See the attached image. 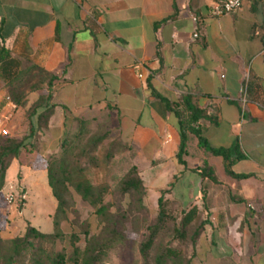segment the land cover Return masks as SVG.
<instances>
[{
	"label": "crops",
	"instance_id": "obj_1",
	"mask_svg": "<svg viewBox=\"0 0 264 264\" xmlns=\"http://www.w3.org/2000/svg\"><path fill=\"white\" fill-rule=\"evenodd\" d=\"M214 1L0 0V44L19 70L33 65L56 78L49 91L26 97L30 105L49 93L55 106L40 134L43 152L55 151L80 121L102 122L133 155L144 184L157 195L169 189L167 199L210 218L198 238L204 262L264 264V1L244 0L212 17ZM186 96L204 116L186 128L183 166L180 118L159 97L186 119ZM24 111L0 77V127L19 136ZM192 128L214 148L238 145L233 175L222 157L199 146ZM35 159L9 165L23 178L6 180L3 201L12 184L27 192L20 212L4 201L11 234L27 224L54 229L56 200ZM35 194L41 203L31 201Z\"/></svg>",
	"mask_w": 264,
	"mask_h": 264
},
{
	"label": "trees",
	"instance_id": "obj_2",
	"mask_svg": "<svg viewBox=\"0 0 264 264\" xmlns=\"http://www.w3.org/2000/svg\"><path fill=\"white\" fill-rule=\"evenodd\" d=\"M19 68L20 63L18 60L12 58L9 51L0 44V77L6 82L8 98L14 105L25 106L26 109L24 119L26 133L20 137H0V192H2L5 186L6 171L11 161L17 159L21 164H24L23 158H27V156L38 152L36 138L38 143L41 132L48 128V121L55 107L49 103L51 98L49 93L39 95L37 100L30 105L26 104V97L29 93L40 89L49 91L56 78L33 65L21 70ZM39 77L43 80H37ZM27 78L33 79V81L27 85L28 90L24 91V88H26L24 84ZM159 98L164 102L168 110L174 111L180 118L181 142L176 153V158L180 165L186 166L184 160V155H186V128L188 124H195L204 116V113L192 103L190 97L186 96L182 100V104L188 112V118L185 119L182 113H179L176 109L177 104L175 102H170L163 97ZM86 123V121H80L79 125ZM190 131L198 138L200 147L214 156L223 158L226 162L227 171L234 160L242 157L238 152L237 144L228 149L214 148L206 142L197 128H192ZM37 134H39L38 137ZM107 135L106 133L97 137L96 144L105 139ZM123 146L126 150L127 147L124 144ZM64 162L63 159L54 160L53 158H48L46 165L43 166L46 171L48 185L53 197L57 201L55 213H64L63 206L65 200L63 199L62 192L66 188V182H70L75 191L81 194L84 200L97 206L101 202L102 196L99 188L93 186L87 179L72 181ZM203 171H205V168ZM228 173L233 175L229 171ZM236 177L243 178L246 176L236 175ZM166 191H161L157 199L158 212L156 220L146 228V235L140 243V254L144 264H191V258L184 259L177 249L169 246H163L154 252L157 237L165 229L168 220L171 218L167 210V201L164 198ZM119 192L121 196L128 194L137 197L138 201L142 202L146 188L138 169L134 165L129 168L127 174L120 181ZM110 207L111 205L107 204L96 208V214L101 218L103 224L98 234L85 238L83 248L77 246L79 240L77 234L71 233L68 235L72 248L69 257L64 251L54 252L45 247L46 244H53L56 240L65 237L59 229V222L54 218L55 215L53 216L54 229L51 233L42 232L35 226L28 224L25 232L20 236L4 239L0 234V264H67L69 261L75 264H102L103 257L107 251L122 243L125 239L123 229L125 214L117 210L111 212L109 211ZM196 216V207L182 212L179 221L173 226V231L177 238L184 239L186 237L187 229ZM205 223V220L201 221L192 231L190 239L193 245L201 231H203Z\"/></svg>",
	"mask_w": 264,
	"mask_h": 264
},
{
	"label": "rangeland",
	"instance_id": "obj_3",
	"mask_svg": "<svg viewBox=\"0 0 264 264\" xmlns=\"http://www.w3.org/2000/svg\"><path fill=\"white\" fill-rule=\"evenodd\" d=\"M37 80L42 81L43 79L39 77ZM31 81L33 79L27 78L24 84L26 85L24 91L28 90L27 85ZM25 115L26 109L21 123L22 133L17 137L26 133V127H24ZM107 129V125L102 122H87L84 125H79L77 129L66 130L62 142L56 147L57 149L48 153L41 150V144L39 141L37 143L36 138L38 152L33 154L36 159L32 161V164L36 167L39 165L43 167L46 165L48 158H53L54 160L63 159L72 181L87 179L93 186L99 188L102 194L101 202L97 206H94L87 200H84L81 194L75 191L70 182H66V188L62 192L63 199L65 200L63 206L64 213L57 212L54 214V218L59 222V229L65 237L56 240L53 244H46L45 247L54 252L64 251L69 257L72 248L68 235L75 233L79 238L77 246L83 248L85 238L98 234L103 224L101 218L96 214V208L101 205L110 204L109 211L114 212L117 210L125 214L123 225L125 239L122 243L107 251L103 257L102 264H144L139 251L140 243L146 235V228L156 220L158 212L157 199L161 192L157 195V192L151 190L148 184H144L146 193L143 196L142 202H139L137 197L128 194L121 196L119 192L120 181L127 174L129 168L133 166V155L126 152L118 138L108 136L110 131L108 132ZM106 133L108 134L107 137L96 144V138ZM189 149H193L191 144ZM29 158L30 156H27V158H23V161L28 163L27 160ZM38 158L43 159V161H37ZM16 171L14 165H11L6 172V180L8 181L13 177L12 181H20L23 178V174L21 171ZM144 171L148 172L147 170ZM12 187L16 190L22 188V186L16 184H12ZM165 190L169 191V189ZM33 196H31V201L41 203L37 194ZM164 198L167 201V210L171 218L168 220L165 229L158 235L154 252L158 248L169 246L177 249L184 259L191 258V264H212L208 259L204 262L200 256V249L198 247L199 237L196 239L194 245L190 239V235L196 226L201 221L205 220L206 222L210 218L199 215V211L197 210V216L190 227H188L186 237L184 239L177 238L174 234L173 226L179 221L182 212L187 210V203L169 200L167 199V195H164ZM5 205L2 193L0 192V234L4 239L20 236V232L16 231L14 234H11L6 230L8 211ZM23 205L24 203H21L14 207L20 212ZM39 229L46 233L53 232L52 228H47L43 225ZM215 254L216 252H214ZM67 264L75 263L69 261Z\"/></svg>",
	"mask_w": 264,
	"mask_h": 264
},
{
	"label": "built area",
	"instance_id": "obj_4",
	"mask_svg": "<svg viewBox=\"0 0 264 264\" xmlns=\"http://www.w3.org/2000/svg\"><path fill=\"white\" fill-rule=\"evenodd\" d=\"M243 2L244 0H215L209 9V15L212 17H220L222 15L235 12L241 7ZM192 20L196 22L197 17L193 16ZM196 36L197 34H194V37ZM1 136H11L7 127H0V137ZM26 200L27 192L23 187L20 188V190H16L11 185L9 189L4 192V201L8 205L17 206L21 203H25Z\"/></svg>",
	"mask_w": 264,
	"mask_h": 264
}]
</instances>
